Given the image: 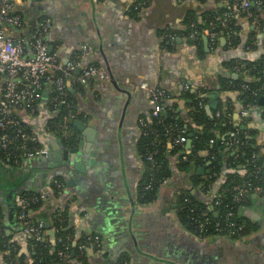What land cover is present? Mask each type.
<instances>
[{
	"label": "crops",
	"instance_id": "obj_1",
	"mask_svg": "<svg viewBox=\"0 0 264 264\" xmlns=\"http://www.w3.org/2000/svg\"><path fill=\"white\" fill-rule=\"evenodd\" d=\"M17 1L26 21L17 35L28 37L40 17L49 15L54 21L48 34L51 51L66 62L89 45L91 50L82 64L104 67L111 79L68 82L83 115L80 120L92 128L88 137L80 131L78 148L64 147L59 140L61 149L69 153L56 155V161L54 156L42 164L37 162L42 157H26L16 163L0 160V264H8L7 256L18 250V260L34 262L32 234L25 230L17 214V207L23 204L18 197L25 190L47 194L53 184L62 192L55 205L46 209L56 212L68 207L74 246L81 238L96 234L88 238V244H79V250L86 254L72 253L73 259L68 258L65 264H264V203L257 195L241 215L256 223L258 230L238 240L219 235L203 238L188 231L178 219L174 193L168 185L161 187L160 198L154 203L141 205L136 201L143 172L137 148L141 119L150 117L153 111L147 86L167 88L170 96L163 103V113L186 120L194 109L189 93L204 91L208 101L202 102V107L207 114H221V110L216 112L221 106L229 124L242 129L252 127L254 143L264 153V95L258 104L247 107L244 90L224 88L220 81L222 76L238 77L236 63L231 65L236 58L252 60L264 55V32L243 18L241 41L236 46H231L223 35L213 47L205 34L201 50L186 36L174 34L176 40L171 47L167 36L172 33L165 30L181 27L193 3L190 0ZM132 4L137 12L131 10ZM80 73L81 69H75V76ZM50 91L47 79L40 113L26 118L38 125L41 142L43 139V145L52 152L56 148L46 139L47 135L55 136L47 131ZM245 110L247 116L243 114ZM228 133L220 130L218 136L226 140ZM189 138L190 135L185 142L188 153ZM209 165L210 162L204 166ZM181 177L178 174L171 183ZM219 184L212 195L218 192ZM45 187L48 191H44ZM52 231H48L50 241L55 238ZM4 241L10 243L6 249H2ZM83 256L86 261L81 260Z\"/></svg>",
	"mask_w": 264,
	"mask_h": 264
},
{
	"label": "trees",
	"instance_id": "obj_2",
	"mask_svg": "<svg viewBox=\"0 0 264 264\" xmlns=\"http://www.w3.org/2000/svg\"><path fill=\"white\" fill-rule=\"evenodd\" d=\"M244 1L190 0V3H193L181 27L174 29L167 26L165 33L169 32L177 37L186 36L193 43L199 44V48L203 50V38L206 36L203 30L210 28L217 32L218 43L225 35L230 45L236 46L241 41L243 30L241 20L243 18H247L264 32V0H248L247 7L242 6ZM131 10H135L134 4L131 5ZM17 11L21 13L19 7ZM226 13L230 14L226 23H223L222 17L224 18ZM192 33H195V36L191 37ZM254 37L255 34L252 32L251 39L254 40ZM231 65L238 66V77L222 76L221 86L232 90H244L247 107L258 104L261 96L264 95V55L252 60L236 58ZM58 75L52 72L49 78L51 91L48 94L50 99L48 109L51 114L47 121V131L53 133L64 147L76 149L80 146L82 137L74 121L83 119V115L79 113L76 97L67 83L66 95H61L56 90L53 81ZM77 88L80 89V87ZM44 90L45 87L42 92ZM189 94L193 99L194 109L187 120L170 112L168 114L161 112L157 117L153 114L150 117L144 116L146 125L141 126L137 143L143 161V172L137 188L136 201L141 205L154 203L160 198L161 187L168 185L174 193L178 219L188 231L203 238L219 235L229 236L235 240L242 239L258 230L256 223L241 215V210L254 200V195H257L260 200L262 198L264 203V153L254 143L252 136L255 132L252 127L242 129L229 124L227 113L221 109V106L216 108V112L221 110V114L208 115L204 107L200 106L201 102L208 101L205 92L198 91ZM57 97H62L66 102L63 105L60 103L57 105L59 101H55ZM164 101L165 99L162 102ZM40 105L41 103L37 105L36 114L40 113ZM22 126L26 131L35 133L33 124L24 115ZM220 130L229 132L226 140L218 136ZM179 133L187 138L192 134L193 141L189 153L184 145L174 144L173 140ZM212 139L214 143L211 142ZM41 145L43 143L39 137L37 141L29 143V146L33 148ZM202 151H207L208 155L201 156ZM224 152L225 155L222 157ZM13 154L15 155L9 156L4 149L0 148V160L4 162H21L28 157L22 150H16ZM209 162L210 171L208 173L197 172L199 167ZM178 174L182 175L180 181L171 183L170 181ZM56 179L60 178L56 177ZM217 183H220L219 190L212 195ZM237 186H246L251 189L250 195L244 200H238ZM255 187H261L262 190L256 192ZM50 188L47 194L33 190L23 191L21 195L26 198L27 202L17 207L18 215L22 212L28 215L22 221L24 224L32 225L39 221H44L46 224L47 238L37 240L34 235L31 237L30 241L34 251V262L31 264H65L68 258L73 259L72 253L86 254L85 250H79V244L82 241L88 244L90 241L88 238L96 236L95 233L87 235L74 246L75 232L69 225L68 207L65 205L56 212L46 209L49 205H55V201L62 192L54 184ZM217 199L221 200L218 205L216 204ZM44 205L47 207L42 210ZM229 212L233 215L228 216ZM205 217H210L211 223L201 230L199 222ZM50 218L52 221H48ZM230 220L235 221L234 227L229 225ZM217 223L222 229L217 227ZM51 229L55 232L54 241H50L49 238L48 231ZM9 244L4 241L2 249L8 248ZM18 252L19 250L11 251V254L7 256L8 264H28L23 259H17ZM86 259V256L81 258L83 261Z\"/></svg>",
	"mask_w": 264,
	"mask_h": 264
},
{
	"label": "built area",
	"instance_id": "obj_3",
	"mask_svg": "<svg viewBox=\"0 0 264 264\" xmlns=\"http://www.w3.org/2000/svg\"><path fill=\"white\" fill-rule=\"evenodd\" d=\"M18 5L17 0H0V148L4 149L9 156L15 155L13 153L16 150H22L28 157H46L50 153L46 146L41 145L35 148L29 146V143L37 141L39 136L36 131L35 133L26 131L22 126V116L34 117L36 115L37 105L42 102V91L50 74L52 72L59 74L53 82L61 95H66V83L68 84L72 79L78 84H83L93 79L109 80L111 75L102 66L82 64L84 56L91 50L89 45H84L76 58H71L66 62L60 59L56 52H52L48 41V34L54 26L51 16L40 17L28 37L17 35V31L26 24L23 15L17 11ZM248 5V0L242 3L243 7ZM229 14L226 13L225 17H222L223 23H226ZM203 31L211 39V46H216L218 44L217 32L210 28H205ZM193 36L195 33L191 34V37ZM167 39V44L174 46L176 36L169 34ZM77 68L81 69V73L75 76L74 71ZM146 90L150 103L153 105L152 114L157 117L163 112L162 101L170 96V91L165 87L153 85L147 86ZM56 99L55 101L59 100L57 105L58 103L63 105L66 102L62 97ZM200 106L202 107V102ZM243 114L247 116L248 110H245ZM143 125H146L144 118L141 119V126ZM173 141L177 146H185L186 137L179 133ZM211 142L214 143V139ZM55 183L61 186L58 180H55ZM237 188L239 190L238 200H244L250 195L251 189L248 187L237 186ZM254 189L256 192L262 190L261 187ZM18 199L23 204L27 202L22 195ZM220 202L221 200L217 199L216 204ZM229 215L233 213L229 212ZM18 217L22 222L28 215L22 212ZM209 223H211L210 217H205L203 221H200L201 230H204ZM22 224L25 230L34 235L37 240L47 236L44 221L32 225L23 222ZM229 225L234 227L236 223L230 220ZM217 227L222 229L219 223Z\"/></svg>",
	"mask_w": 264,
	"mask_h": 264
},
{
	"label": "water",
	"instance_id": "obj_4",
	"mask_svg": "<svg viewBox=\"0 0 264 264\" xmlns=\"http://www.w3.org/2000/svg\"><path fill=\"white\" fill-rule=\"evenodd\" d=\"M207 39V38H206ZM213 104H214V101H213ZM32 121V120H31ZM33 127H34V130L37 132V134L39 135V130L36 128V127H38V125L37 124H34L33 123ZM74 125L80 130V131H82L87 137H88V135H89V133L91 132V127H89V126H87L86 125V123H84L82 120H80V119H77V120H75L74 121ZM243 128H246V127H243ZM46 139L49 141V144L51 145V147L52 148H56V151H58L59 153H57L56 151H52V152H50L49 153V155L48 156H46V157H42V158H39L38 160H37V162H40L41 164L42 163H48L49 161H52L55 157H56V155H58V154H64V155H66L67 153H69V151L68 150H63V149H61V143H60V141H59V139L57 138V137H55V136H53V135H47V137H46ZM44 140L42 139V142H43ZM192 134H190V138L188 139V141H187V143H186V148H188V149H190L191 147H192ZM70 152H72V150L70 151ZM225 155V153H222V157ZM53 156H54V158H53ZM69 157V156H68ZM55 161H56V158H55ZM52 165V164H51ZM210 170H209V168H207L206 166H204V167H201L200 169H198V173H200V174H205V173H208ZM48 176V172L47 173H45L44 174V177L46 178ZM170 182H173V180L172 181H170ZM43 184L45 185V180L43 181ZM44 191H48V189L45 187V189H44ZM131 202L133 203V204H135V201L132 199V197H131ZM217 214V213H216ZM48 226H49V224H48ZM53 233H54V231H52Z\"/></svg>",
	"mask_w": 264,
	"mask_h": 264
}]
</instances>
